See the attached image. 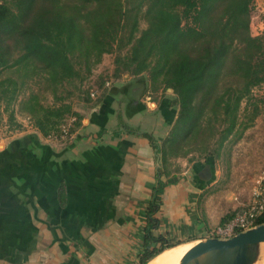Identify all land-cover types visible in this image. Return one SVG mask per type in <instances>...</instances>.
Segmentation results:
<instances>
[{
    "label": "trees",
    "instance_id": "1",
    "mask_svg": "<svg viewBox=\"0 0 264 264\" xmlns=\"http://www.w3.org/2000/svg\"><path fill=\"white\" fill-rule=\"evenodd\" d=\"M253 1L0 0V75L8 72L0 78V109L9 112L12 124L21 89L40 80L54 102L45 106L31 92L18 110L43 137L60 138L66 121L73 119V127L81 118L58 94L61 87L81 85L104 55L114 54L113 77L128 74L142 81L147 76L153 91L170 89L175 95L177 116L160 147L162 162L187 146L183 155L199 144L205 151L217 134V147L207 156L213 158L236 128L241 101L264 84V32L250 34ZM92 100L89 93L83 104ZM257 115L255 109L248 123ZM165 186L157 177L136 264L180 244L156 232Z\"/></svg>",
    "mask_w": 264,
    "mask_h": 264
},
{
    "label": "crops",
    "instance_id": "2",
    "mask_svg": "<svg viewBox=\"0 0 264 264\" xmlns=\"http://www.w3.org/2000/svg\"><path fill=\"white\" fill-rule=\"evenodd\" d=\"M93 99L74 109L79 125L70 119L72 131L60 138L32 126L0 130V264H134L157 177L166 186L156 232L171 242L207 238V228L237 207L217 203L213 159L162 162L153 128L162 137L171 129V100L147 103L135 88ZM134 115L145 119L133 122ZM146 119L149 128L139 129Z\"/></svg>",
    "mask_w": 264,
    "mask_h": 264
},
{
    "label": "rangeland",
    "instance_id": "3",
    "mask_svg": "<svg viewBox=\"0 0 264 264\" xmlns=\"http://www.w3.org/2000/svg\"><path fill=\"white\" fill-rule=\"evenodd\" d=\"M139 28H145V23L143 21L140 22ZM263 32L264 0H254L251 5L250 12V34L252 36H257ZM114 58V54L104 55L101 62L93 68L88 79L84 80L81 85L78 84V81L65 84L61 87L58 94L62 97H67V99L71 101L74 109L76 107L80 108L83 105V101L86 100L87 94L89 93L92 98L99 100L101 96L109 93L110 91L120 92L132 90L134 88L135 92L142 95L143 100L147 103L152 101L158 102L160 98H167L171 100L172 103V100L175 98L173 92L171 90L163 91L161 88L157 91H153L147 76H145L142 81L141 79L129 76L128 74H123L118 78L113 77ZM7 76L8 72H5L0 75V78H5ZM31 92L39 95L41 102L45 106L51 105L54 102L53 96L49 91L45 90V85L42 81L35 80L28 82L21 89L17 101L12 105L14 110V121H11V123L13 125H19L20 128L24 130H31L33 128L31 127L27 116L19 112L18 103L26 98V96H28ZM2 108L3 107L0 109V130H3V133L8 134L7 131L13 126L12 124H9V112H3ZM172 109L174 110L173 112L175 115H177V107L173 106ZM255 109L257 110L258 115L254 118L252 123H248V120L252 116ZM237 115L238 118L235 130L217 150V152L213 153V158L207 156L217 147L215 144L216 138L218 137L217 134L207 142V149L205 151L200 150L203 145L199 144L196 146L197 148L195 150L183 155V150H185L188 147L187 146L182 149L179 154H177L179 156H176L187 158L188 163L205 158L213 159V170L218 174L216 193H218L219 196L217 197V203L219 200H222L223 206L226 205V203H228L229 206L232 204H236L237 206L231 208L229 207L230 209L224 215L225 217L221 218L222 221L219 222V224L214 227L211 226L207 228L208 231L203 234L207 237L211 231L222 224L223 220L232 218L249 203L252 192L262 175L264 168V84L258 88H254L251 94L246 99L241 101L240 109ZM141 117H144L145 119V116L143 115H134L131 116L130 119H132L131 121L133 122H141ZM148 122H151V119H146V122H143L144 124L142 126L140 125L138 128H149L151 124ZM136 125H138V123ZM68 126V124L65 126L66 130ZM154 126L156 128H153V131L158 138H154L153 140L155 144H159V151H161L160 147L162 142L168 137L171 129L168 130L167 135L162 137L159 136L162 134L160 126ZM176 157L169 156L167 158L173 159ZM167 170L172 172L178 170V168L171 165L169 166V169L167 167ZM201 205L199 206V209H201ZM199 209L198 214L205 219L206 215L204 213V209L201 210L202 212ZM195 243L196 242L184 243L173 247V249H177L176 252L179 260L183 254L188 251V249L194 246ZM134 264H136V262ZM255 264H264V244L261 246L260 259Z\"/></svg>",
    "mask_w": 264,
    "mask_h": 264
},
{
    "label": "water",
    "instance_id": "4",
    "mask_svg": "<svg viewBox=\"0 0 264 264\" xmlns=\"http://www.w3.org/2000/svg\"><path fill=\"white\" fill-rule=\"evenodd\" d=\"M203 175L204 179H209V166ZM263 244L264 223H261L228 239L199 240L180 264H255L260 259Z\"/></svg>",
    "mask_w": 264,
    "mask_h": 264
},
{
    "label": "built area",
    "instance_id": "5",
    "mask_svg": "<svg viewBox=\"0 0 264 264\" xmlns=\"http://www.w3.org/2000/svg\"><path fill=\"white\" fill-rule=\"evenodd\" d=\"M66 132V131H65ZM264 215V168L255 186L249 203L230 218L225 224L217 226L208 238L228 239L259 224Z\"/></svg>",
    "mask_w": 264,
    "mask_h": 264
},
{
    "label": "bare ground",
    "instance_id": "6",
    "mask_svg": "<svg viewBox=\"0 0 264 264\" xmlns=\"http://www.w3.org/2000/svg\"><path fill=\"white\" fill-rule=\"evenodd\" d=\"M191 249V248H190ZM188 249V250H190ZM177 249H169L164 252H162L160 255L156 256L150 262L147 264H180L185 254L188 252H185L183 256L180 258L177 257ZM179 260V261H178ZM178 262V263H177Z\"/></svg>",
    "mask_w": 264,
    "mask_h": 264
}]
</instances>
